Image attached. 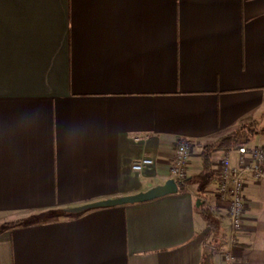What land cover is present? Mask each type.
I'll return each mask as SVG.
<instances>
[{
	"label": "crops",
	"instance_id": "0c3cea01",
	"mask_svg": "<svg viewBox=\"0 0 264 264\" xmlns=\"http://www.w3.org/2000/svg\"><path fill=\"white\" fill-rule=\"evenodd\" d=\"M245 124L264 145V0H0V264H264V177L233 234L241 143L204 166ZM181 137L177 192L68 211L164 184Z\"/></svg>",
	"mask_w": 264,
	"mask_h": 264
},
{
	"label": "built area",
	"instance_id": "2783aa9c",
	"mask_svg": "<svg viewBox=\"0 0 264 264\" xmlns=\"http://www.w3.org/2000/svg\"><path fill=\"white\" fill-rule=\"evenodd\" d=\"M140 136L135 140H140ZM193 143L189 138L181 137L177 140L174 148L171 176L177 182L185 186L188 179V164L191 156ZM237 163L233 164L229 154H226L220 162L217 197L219 200H228L227 219L230 223L231 232L234 234L241 229L243 213L246 208L244 196L245 178L247 175L255 179L264 177V145L241 143L236 148ZM153 163L148 156L134 161L132 168L142 170L145 166ZM230 258V254H226Z\"/></svg>",
	"mask_w": 264,
	"mask_h": 264
},
{
	"label": "water",
	"instance_id": "95a60500",
	"mask_svg": "<svg viewBox=\"0 0 264 264\" xmlns=\"http://www.w3.org/2000/svg\"><path fill=\"white\" fill-rule=\"evenodd\" d=\"M177 191L178 184L173 178H171L167 180L164 184L154 186L146 191L138 192L132 195H126L87 203L81 206L69 208L68 211L72 213H77L93 207L115 206L128 203L143 202L164 196L166 194L175 193Z\"/></svg>",
	"mask_w": 264,
	"mask_h": 264
},
{
	"label": "trees",
	"instance_id": "16d2710c",
	"mask_svg": "<svg viewBox=\"0 0 264 264\" xmlns=\"http://www.w3.org/2000/svg\"><path fill=\"white\" fill-rule=\"evenodd\" d=\"M254 132L255 130L251 125L245 124L239 130L233 132V134L229 135L224 139H221L216 145L206 146L203 152L204 166L208 168V166L210 165V155L212 150L216 148H220L222 146L230 147V146H234L237 143L239 144V143L248 142L253 137ZM203 211L207 215L209 224L213 223L214 219L213 216L210 215V211L206 208H203ZM208 260H209V255L208 253H205L203 258L204 261L203 263L208 264Z\"/></svg>",
	"mask_w": 264,
	"mask_h": 264
},
{
	"label": "rangeland",
	"instance_id": "374dc122",
	"mask_svg": "<svg viewBox=\"0 0 264 264\" xmlns=\"http://www.w3.org/2000/svg\"><path fill=\"white\" fill-rule=\"evenodd\" d=\"M27 218H29V216H26Z\"/></svg>",
	"mask_w": 264,
	"mask_h": 264
}]
</instances>
